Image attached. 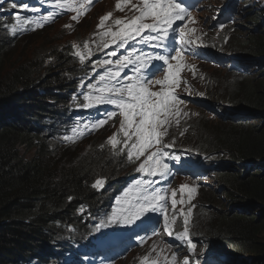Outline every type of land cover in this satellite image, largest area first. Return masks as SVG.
I'll list each match as a JSON object with an SVG mask.
<instances>
[{
	"label": "trees",
	"instance_id": "16d2710c",
	"mask_svg": "<svg viewBox=\"0 0 264 264\" xmlns=\"http://www.w3.org/2000/svg\"><path fill=\"white\" fill-rule=\"evenodd\" d=\"M5 4L0 5V264H88L85 256L101 248L94 233L105 228L101 220L108 214L90 211L85 218V207L102 208L92 185L99 177L117 175L125 164L102 147L101 135L87 138L85 146H90L84 152L83 142L72 149L61 147L75 124L95 110L84 109L80 97L96 93L88 85L100 54L93 42L88 48L83 44L88 37L96 40L95 22L82 24L89 19L85 15L78 27L73 16L67 23L27 21L31 32L22 34L16 28L25 15L7 12ZM256 5L230 0L233 13L245 19L232 20L225 26L228 32H219L227 37L220 48L230 52L220 59L237 61L204 64L222 73L220 84L205 91L203 80L196 109L200 116L181 125L185 134L196 137L193 151L206 160L203 165L211 166L212 179L199 181L212 190L204 191L201 210H215L202 228L209 230V239L198 237L206 264H264V4ZM209 14L215 20H205L204 31L220 20L213 11ZM43 36L29 54L18 52L22 42ZM75 51L85 55L83 63ZM6 66L9 71L1 75ZM201 119L210 123L208 130ZM199 129L203 132L197 133ZM181 135L174 127L172 138ZM19 145L34 148L32 156L21 153ZM194 218L190 214L183 226L192 231Z\"/></svg>",
	"mask_w": 264,
	"mask_h": 264
},
{
	"label": "snow or ice",
	"instance_id": "6c2138e0",
	"mask_svg": "<svg viewBox=\"0 0 264 264\" xmlns=\"http://www.w3.org/2000/svg\"><path fill=\"white\" fill-rule=\"evenodd\" d=\"M57 4H60V0H56ZM63 7V5H60ZM12 7L15 8L17 5L12 4ZM25 9L29 8L28 4H24ZM34 11H39V9H33ZM187 14V9L182 2H177V0H143V8L141 9V15L135 17L130 23L126 24L118 32L106 33V35H111L112 43L117 44V41L124 42L126 39L135 38L141 36L145 30H148L155 35L149 37L152 41L153 48H159L164 46V42L169 37V31H176L173 29V24L175 21H183ZM49 16L51 13L48 14ZM145 18H150L152 23H144ZM45 19H48V16H45ZM73 20H76L77 17L73 16ZM108 17L105 16L103 20H107ZM103 22V21H102ZM116 24H121L120 20L116 21ZM194 31V30H190ZM180 47L174 49L175 55H160L155 54L150 56L148 60L141 62L140 64L131 68L133 73H143V75H138L135 80L131 75L122 76V70L127 68L129 65H134V61L129 59L128 55H124L118 58L115 61L116 65L121 67V71H116L112 74V78H121L126 80H133V82L127 83L124 86H115L105 87L99 89L100 95H91L83 94V103L82 107L84 109H89L98 105L108 104L114 106L116 110L104 112L100 114V119L95 122L96 126H102L106 123V120L117 115V110L122 116L121 130L124 132L126 140L124 141L125 147H128V141L132 139L134 135L136 141L131 143L130 150L127 153L128 158L131 160L133 156L136 159L145 155V152L148 151L150 147L157 146L155 151L150 152L147 155L143 163H140L139 167L136 169L138 173H144L147 177H165L169 173L170 167L166 160H175L179 161L180 156L172 155L166 149L170 147L168 144L163 143V136L166 132L160 131V129L167 124L168 117L171 115H180L179 105L185 103L175 91L174 87L179 84V67L180 60L182 59V52L186 49L188 52H191L193 55H199L198 49H193L188 47L191 43L190 39L185 37V29L180 28ZM76 46L73 45V48ZM85 48H88V44L85 43ZM105 48H108L109 45L105 44ZM118 47H124L123 43L118 44ZM91 53H89L90 55ZM75 56L79 57L80 61L83 63L85 60V55L80 51H75ZM110 56H117V51H111ZM160 60L163 61V64L167 66L164 70L165 75L162 79H152V76L155 72L152 70L151 60ZM139 60V57H137ZM169 60L177 61L176 71L173 70V65L169 63ZM123 62V63H122ZM103 64H112L111 59H105L102 61ZM100 79L103 80L104 76H100ZM153 85H160V91H151L150 87ZM89 88L92 85H88ZM138 118V119H137ZM125 125L127 127H125ZM129 129L132 131L129 132ZM109 142L115 148V146L120 143L117 140L116 136L109 138ZM137 184L145 183L151 185L155 181L145 180V181H136ZM103 185L102 180H97L92 186L94 188L101 187ZM181 192L185 190L191 194L195 191L194 188H189L187 185L181 186ZM171 205L175 209L177 200L176 192H172ZM157 201H164V197L158 193H154L150 196L144 197V203L134 206V215L135 217H141L142 214L146 213H157L164 208V204L160 203L157 206ZM183 203V200L180 201ZM130 212L133 209H129ZM148 219L147 216L143 217ZM188 221L185 220V224ZM163 230L167 235L172 236L173 232L171 230V222L169 221L168 215L165 213L163 215ZM155 231V229H153ZM175 239L180 241L187 242V251L189 256H185L183 259V264H198L199 258L195 256L194 250L196 249V243L192 241L189 236V230L187 227L184 228L183 233L177 234ZM191 257V258H190ZM177 259L176 254L172 255V261L175 262Z\"/></svg>",
	"mask_w": 264,
	"mask_h": 264
},
{
	"label": "rangeland",
	"instance_id": "374dc122",
	"mask_svg": "<svg viewBox=\"0 0 264 264\" xmlns=\"http://www.w3.org/2000/svg\"><path fill=\"white\" fill-rule=\"evenodd\" d=\"M49 0H45L44 2H47ZM70 2L72 0H62V2L66 3V2ZM91 3L88 4L84 9H82L83 7V4L80 3L79 6L80 7V14L78 16H82L84 15L83 13L81 12H84L85 13V16L87 18H89L88 20H84L82 22V24H88L90 22H99L98 24V30H99V33H98V38L96 40H94L92 37H88L84 40L83 44L85 45V43L89 44L90 42H93L91 43L95 48L97 49H100L102 46H103V40L106 38V33H111V32H114V29L116 27V21L118 20V18H120V21H125V20H128V19H131L133 20L134 19V16L135 15H130L127 17H124L122 19V16H125L124 14H120L118 13L119 9L116 8V6H112V3H109V4H106L104 3L106 0H103L102 4H100V0H90ZM229 1V0H228ZM238 1V0H236ZM254 3H257L256 7H258V5L260 6V4H264V0H250ZM211 3V4H209ZM207 5L204 6V10L205 12H208L211 10H217L220 8V6H224V4L226 3V0H220L219 2L218 1H211L209 2ZM101 5V6H100ZM118 6H123L125 9H128L129 6H131V0H123L120 3H117ZM213 5V6H211ZM211 6V7H210ZM107 8L108 12L107 14V17L108 19L107 20H103L97 18V16L101 13H103V11ZM209 9V10H208ZM95 11V12H94ZM237 13H239L240 11H236ZM193 14V12H191ZM190 13V11L187 12L185 18L188 19V20H192L191 16L192 14ZM199 16L203 14V11L200 10L199 12ZM72 14L73 16H77L74 14V11H72ZM96 14V15H95ZM66 15V14H65ZM68 15V16H67ZM66 15L67 18H63L62 16L58 17L60 18L59 21H57V19H53L51 20L50 22H55L57 21V23H67L68 21L64 22V20H67L69 18V12L68 14ZM85 18V17H83ZM237 18L238 19H241L242 21H244L245 17L244 15H238L237 14ZM202 18H200V21H198L199 24H201L204 28H206V25H207V22L208 21H201ZM103 21V22H102ZM107 21V22H106ZM144 22V21H143ZM38 23V22H36ZM37 25V24H35ZM80 24H79V18L77 17L76 20H73V26L75 27H78ZM189 26L191 27L192 25L189 23ZM210 28H212V25H209ZM228 27H225L223 30L224 32H228ZM17 29L18 30H21L23 31L22 34H30V30L26 28V25L25 23H22L20 25L17 26ZM104 32V36L102 38V35L101 33ZM53 34V31L50 33V35L48 36L49 38L52 36ZM235 35V34H234ZM46 36H43L42 38H39L38 40H31V41H28L30 43H27V44H24V42H22L20 45H19V48H18V52L21 53H25L26 55L29 54L31 52V49L33 48V45L34 44H38V42L41 43V40L43 38H45ZM206 38L208 39H212V44H214V48L219 50L218 48H220V42L221 43H224L223 39H226L227 37L224 38V33H220L219 35H215L213 32H210V30L207 31L206 33ZM233 39L235 40L236 39V35L233 37ZM219 44V45H217ZM220 52L222 53H225V54H229L230 52L227 51V49H221L219 50ZM201 70H203V72L205 73L206 77H208V79H206V77H204L203 80H207V82L204 84V87H205V91H208L209 88L211 87V89L216 86V83L220 84V77L222 75L219 74L217 75V72H213L210 68H208L207 66L205 67L204 65L201 66ZM9 70L6 67L2 68L1 70V75L4 74V73H7ZM211 74V75H210ZM161 76V74L159 75V77ZM213 77H218L219 81H215V79ZM217 84V85H218ZM201 85H203V81H201L198 85L194 86L195 88H200ZM197 106H200V104H197ZM197 106H191V107H187V112L183 115V119L185 121H188V122H194L196 118H198V114H196V109L197 108H200V107H197ZM210 115H212V113H210ZM100 118V117H99ZM97 118V119H99ZM201 127L205 128L206 130H208L211 125H209L210 123H206L205 120L201 119ZM95 127H100V126H96V124L94 123L93 125H89L86 121L83 123V126H80L78 129L74 130L73 133L71 135H69L66 140L67 142L69 143H72L69 145V149H72L74 147L77 146V144H80L81 141L77 142V140H81L82 138H88L90 139L88 136H84L85 135V132L86 131H94V128ZM197 133H200V132H203V130H197L196 131ZM106 134V132H105ZM170 142L175 144L176 146L178 147H182L184 149H186L187 151H193L194 150V147H195V142H196V137H194L191 133L189 134H186L184 137H180L178 138L175 137V138H171L170 139ZM90 146L89 145H86L85 146V143H83V147L80 148V151L84 152L88 149V147ZM63 148V147H62ZM19 149L22 152H24L25 156L26 157H31L32 154H33V150L34 148L30 149V150H27L25 149L24 146L22 145H19ZM207 179H210L207 178ZM212 179V178H211ZM177 182H180L179 180H177ZM182 185H187L189 188H194L195 191H193L191 194L188 193L187 190H185L183 193L181 192V186ZM182 185L181 186H175V187H171L173 189V191L176 192V197L175 199L177 200L178 198H181L187 202V204L185 205V210H190L189 214H191L192 216H195L194 220L195 222L193 221L192 225H191V228H192V231L189 230V236L190 238L192 239V241L194 243H196V249L199 247V242H198V234L205 237L206 239H209V236H210V232L209 230L206 232H204V230L202 228H204L207 224V222L209 221H212L213 219V216L215 215V210L213 207L209 206V207H205L201 210V202L203 201V194H204V191L206 190V188H208L210 190L209 194H211V188L209 186H204L202 184H200L198 182V179H192V178H189L188 181L186 182H182ZM170 187V186H169ZM217 196V194H215ZM210 197V200L212 202H216V198H211ZM173 198V197H172ZM172 200V199H171ZM138 206V205H137ZM173 209L172 205H171V202L169 204V208H168V212H171ZM180 216H182V214H180ZM184 218H179L178 219V225H183L184 223ZM211 218V219H210ZM171 223L173 220H169ZM200 224V227L199 228V225ZM157 228V232L154 233V235L152 236L151 240H149V245L144 243L142 245H140L138 248H134L128 255L126 254H121L120 255V258L123 259V261H120L119 264H133L135 262V260L137 262H139L140 264H145V261H146V258L149 257V254L153 255V254H156V251L158 249V243L154 240L155 238H159L161 236V239L163 240V237H162V231H163V224L158 221V224L155 225V228ZM154 228V229H155ZM151 229V228H150ZM203 230V232H202ZM143 235H146V234H141V235H138V236H143ZM111 236H107L106 238H110ZM129 236H127L128 238ZM170 242H176L175 241V235H172L169 237V241H168V244L171 245ZM148 245V246H147ZM172 246V245H171ZM176 248V246H175ZM230 248V247H229ZM201 249H203V247H201ZM126 255V256H125Z\"/></svg>",
	"mask_w": 264,
	"mask_h": 264
},
{
	"label": "bare ground",
	"instance_id": "6f19581e",
	"mask_svg": "<svg viewBox=\"0 0 264 264\" xmlns=\"http://www.w3.org/2000/svg\"><path fill=\"white\" fill-rule=\"evenodd\" d=\"M45 0H35V2H44ZM83 1H85L84 3H83ZM117 1H121V0H117ZM212 1V0H211ZM210 1V2H211ZM102 2H103V0H100V4H102ZM7 3L8 4H5V7H8V6H10L11 8H13L12 7V4L14 3V0H7ZM80 3L81 4H83V7H82V9H84L88 4H90L91 3V1L90 0H72V1H68V2H66V3H64V2H60V4H62L63 5V7L65 8V9H69V8H72V11H74V14H75V7H76V5H80ZM140 3V2H139ZM138 2H135V5L134 6H129V8H128V10H127V17L129 16V14L133 11V9L139 4ZM120 4H121V2H120ZM132 4H134V2L132 3ZM230 5V4H229ZM101 6V5H100ZM188 6H190L191 7V4H188ZM194 6H196V4L194 5ZM211 6H213V5H211ZM210 6V7H211ZM116 8L118 9V6H116ZM79 10H80V8H79ZM52 12V10L51 11H49V13H51ZM125 15V14H124ZM214 26H217V25H212V28L214 27ZM223 29L225 28V27H222ZM143 34V33H142ZM120 49H122V48H120ZM163 72H165V71H163ZM160 74H162V73H160ZM159 74V75H160ZM158 75V76H159ZM206 79H208V77H206ZM123 81H126L125 79H123ZM96 110V109H95ZM95 110L92 112V114L91 115H93L94 113H95ZM212 113V112H211ZM98 119H96V121H97ZM63 128H64V126H63ZM177 128H182L180 125L179 126H177ZM183 133H185L184 131H183ZM51 135H53V134H51ZM184 136H185V134H184ZM79 141H81V140H78L77 142H79ZM188 159H189V166L187 165L185 168H184V172H186L187 173V168H188V170H196V169H198L200 166H202L204 163H205V161L206 160H204V158H203V156H201V155H199L197 152H195V151H189L188 152ZM58 160V159H57ZM200 174H207L208 173V171L207 170H204L203 172H199ZM198 175V174H197ZM189 178H192V179H194L193 177H189ZM156 185H154V187H155ZM106 214V213H105ZM153 223V222H152ZM151 223V224H152ZM151 224L149 225V227L151 226ZM148 228V227H147ZM147 228L145 229V231L143 232V233H140V234H138V235H141V234H147L148 233V231H147ZM155 228V226H153V227H151V229L150 230H152V229H154ZM147 231V232H146ZM134 239L135 238H132V239H130V240H128V242H127V237H125V242H127L126 244L124 243V245H125V247H128L133 241H134ZM151 240V239H150ZM175 241L177 242V240L175 239ZM80 245H82V244H80ZM81 247V246H80ZM37 264V263H36ZM44 264V263H43ZM208 264H218V263H211V261H209V263Z\"/></svg>",
	"mask_w": 264,
	"mask_h": 264
},
{
	"label": "clouds",
	"instance_id": "9594fccd",
	"mask_svg": "<svg viewBox=\"0 0 264 264\" xmlns=\"http://www.w3.org/2000/svg\"><path fill=\"white\" fill-rule=\"evenodd\" d=\"M208 10H209V9H208ZM210 11H212V10L210 9ZM210 11H208V12H210ZM204 12H205V10L203 11V13H204ZM199 236H201V235L198 234V237H199ZM201 255H202V254H199L198 257H201Z\"/></svg>",
	"mask_w": 264,
	"mask_h": 264
},
{
	"label": "water",
	"instance_id": "95a60500",
	"mask_svg": "<svg viewBox=\"0 0 264 264\" xmlns=\"http://www.w3.org/2000/svg\"><path fill=\"white\" fill-rule=\"evenodd\" d=\"M131 237V236H130Z\"/></svg>",
	"mask_w": 264,
	"mask_h": 264
}]
</instances>
